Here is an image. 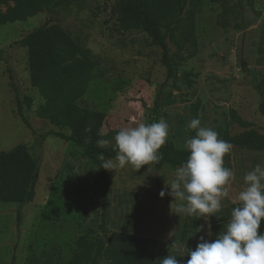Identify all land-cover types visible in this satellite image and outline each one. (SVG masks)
<instances>
[{
	"label": "rangeland",
	"instance_id": "rangeland-1",
	"mask_svg": "<svg viewBox=\"0 0 264 264\" xmlns=\"http://www.w3.org/2000/svg\"><path fill=\"white\" fill-rule=\"evenodd\" d=\"M19 1L7 0L0 9L5 12ZM119 5L120 0H62L50 12L0 26V151L25 145L39 165L31 203L0 202V264H68L78 238L111 233L176 242L186 216L174 213L180 202L167 195L176 168L156 171L144 165L135 170L127 165L107 170L109 218L106 233L99 229L98 167L83 149L51 135H69L67 129L37 116L44 100L31 85L27 51L17 44L49 20L71 42V58L89 61L96 69L77 104L105 114L102 132L109 146L122 128L160 120L169 125L165 145L184 152L185 139L195 135L187 129L193 118L219 136L248 129L264 134V0H188L182 13L174 9L177 16L166 38L171 78L152 38L123 30ZM16 95L31 100L22 108L27 125L18 114ZM257 164L264 166V151L232 146L224 156V166L235 175L229 197L217 213L219 220L192 217L187 241L172 249L180 264H186L187 252L196 249L201 237L210 241L213 225L227 226L245 187L243 177ZM258 231L263 232L261 227Z\"/></svg>",
	"mask_w": 264,
	"mask_h": 264
},
{
	"label": "trees",
	"instance_id": "trees-1",
	"mask_svg": "<svg viewBox=\"0 0 264 264\" xmlns=\"http://www.w3.org/2000/svg\"><path fill=\"white\" fill-rule=\"evenodd\" d=\"M6 1L0 0V4ZM61 2L62 0H20L5 12L0 9V26L25 21L41 11L50 12ZM187 2L188 0H120L119 13L123 30L143 31L152 38L153 43L161 49L167 78L173 76V65L166 43L171 25L177 16L173 14V10L176 9L178 14L182 13ZM165 21L167 22L162 25ZM53 22L49 20L33 29L17 44L27 51L31 85L44 100V104L36 111L37 116L54 127L67 129L69 135L61 132L51 135L83 149L85 155L98 167L102 186L99 229L106 233L111 189L107 170L101 168L103 161L100 156L102 154L105 160L115 159L116 152L113 146L101 148L97 145L98 140L104 139V135L101 136L100 133H103L105 114L77 104L84 96L89 82L96 77V69L89 61L71 58V42L60 26L52 24ZM30 103L29 98L20 100L16 95L17 111L26 125L22 108L29 107ZM219 137L230 142L232 146L250 151H264V134L254 129L245 130L232 137L226 134ZM160 152L163 153V159L153 165L156 171L165 166L177 168L188 157V152L178 151L169 145L162 146ZM38 174V161L29 154L25 145L0 151V202L19 206L31 203L35 197ZM191 219L192 217L185 216L181 236L176 242L187 241ZM21 222L22 214L18 211L17 227H20ZM260 227L264 232V225ZM225 228L226 225L220 222L213 225L210 241ZM176 242L163 243L124 233H111L95 239L80 237L77 240V252L68 264H160V259L172 254ZM11 261H15L14 254Z\"/></svg>",
	"mask_w": 264,
	"mask_h": 264
},
{
	"label": "clouds",
	"instance_id": "clouds-1",
	"mask_svg": "<svg viewBox=\"0 0 264 264\" xmlns=\"http://www.w3.org/2000/svg\"><path fill=\"white\" fill-rule=\"evenodd\" d=\"M187 129L195 135L185 139L188 152L186 162L177 167L174 179L167 183L170 191H161L178 201L175 214L203 218L220 217L222 202L229 197L228 188L235 179L231 169L224 166V156L230 153V142L219 137V133L202 126L199 118H193ZM103 136V133H100ZM169 137V125L160 120L153 123H139L122 128L114 137L113 159L103 161L101 168L115 170L131 165L135 170L144 165L148 168L163 159L160 152ZM111 141L100 139L98 147L106 148ZM244 185L237 194L238 206L231 211L226 229L214 240L200 238L195 250H189L186 264H264V232H259L264 220V166L257 164L243 177ZM184 257V256H181ZM177 256L168 255L160 264H180Z\"/></svg>",
	"mask_w": 264,
	"mask_h": 264
}]
</instances>
